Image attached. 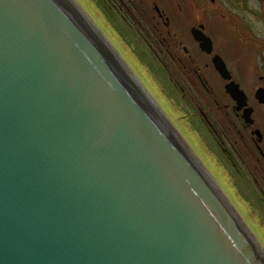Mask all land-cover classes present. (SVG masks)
Masks as SVG:
<instances>
[{
  "label": "water",
  "instance_id": "obj_1",
  "mask_svg": "<svg viewBox=\"0 0 264 264\" xmlns=\"http://www.w3.org/2000/svg\"><path fill=\"white\" fill-rule=\"evenodd\" d=\"M211 178L83 4L0 0V264H264Z\"/></svg>",
  "mask_w": 264,
  "mask_h": 264
},
{
  "label": "flooded vegetation",
  "instance_id": "obj_2",
  "mask_svg": "<svg viewBox=\"0 0 264 264\" xmlns=\"http://www.w3.org/2000/svg\"><path fill=\"white\" fill-rule=\"evenodd\" d=\"M94 1L102 5V14L111 22L132 21L141 29L139 21H147L143 35L163 44L161 50H166L173 69H176L173 75L178 74L177 78L182 75L192 87L205 88L209 92L214 107L203 110L198 103L196 108L212 129L214 125L208 117L212 109L228 108L230 124L222 123L220 133L233 146L238 142L235 136L246 140L245 147L239 143L235 145L238 151L242 148L254 159L253 167L260 172L264 184V101L258 93L264 88V0ZM137 19L139 21L134 23ZM195 32H203L211 39L212 51L202 49ZM217 39L230 41L224 44ZM241 53L243 62L239 60L242 63L238 60ZM216 55L230 73L229 79L217 68ZM245 56L248 58L246 63ZM230 82L239 86L244 98L239 95L235 98L227 91L226 85ZM195 94L189 99L196 104L198 96ZM239 98L240 102L245 99L242 106ZM246 110L249 120L244 115Z\"/></svg>",
  "mask_w": 264,
  "mask_h": 264
},
{
  "label": "rangeland",
  "instance_id": "obj_3",
  "mask_svg": "<svg viewBox=\"0 0 264 264\" xmlns=\"http://www.w3.org/2000/svg\"><path fill=\"white\" fill-rule=\"evenodd\" d=\"M76 1L83 4V10L87 16L102 30L112 46L118 48L141 83L149 87L169 120L182 136L187 137L203 165L234 205L244 224L252 229L264 248L263 178L253 167L254 159L244 149L241 148L238 151L235 145L239 143L245 147L246 140L235 136L238 142L233 146L225 135H221L222 123L230 124L228 108L212 109L208 116L214 125L212 129L196 108L198 103L203 110H209L210 106L214 107L215 104L211 102L209 92L205 88L192 87L182 75L178 78V74L173 75L176 69H173L166 50L164 48L161 50L164 47L163 44L160 45L158 40L143 35L147 21L134 20V23L141 22V29L136 24H132V21L128 23L120 19L117 22H111L102 14L104 9L97 1L90 0L93 3L90 2V6L84 4L82 0ZM259 16H261L260 13ZM160 41L166 42V40ZM217 41L228 44L230 40L217 39ZM241 52L245 54V51ZM242 53L238 60H243ZM245 57L246 63L248 58ZM132 58L136 60L135 63ZM136 63L156 85L157 90L147 81ZM195 93L198 96H196L198 98L196 104L189 99V96ZM235 197L243 200L246 208L243 209Z\"/></svg>",
  "mask_w": 264,
  "mask_h": 264
},
{
  "label": "bare ground",
  "instance_id": "obj_4",
  "mask_svg": "<svg viewBox=\"0 0 264 264\" xmlns=\"http://www.w3.org/2000/svg\"><path fill=\"white\" fill-rule=\"evenodd\" d=\"M74 1H76V0H74ZM83 1V3L85 4L86 3V5H88V6H90V0H82ZM77 2V1H76ZM92 3V2H91ZM93 4V3H92ZM84 12H85V10H83ZM86 13V12H85ZM132 61L135 63L136 62V60L134 59V58H132ZM137 64V66H139L138 65V63H136ZM139 69H141V71H142V73L145 75V77H146V79H147V81L149 82V83H151V85L153 86V88L155 89V90H157V87H156V85L154 84V83H152V81H151V79L146 75V73H145V71L139 66ZM206 168V167H205ZM207 169V168H206ZM207 172H208V170H207ZM209 173V172H208ZM210 174V173H209ZM211 176V175H210ZM212 178V181L214 180L215 181V179H214V177L213 176H211ZM215 183H216V185H218V183L215 181ZM217 187V186H216ZM217 189H219L218 187H217ZM236 198V197H235ZM236 200L238 201V203L243 207V209L244 208H246V206H245V203L243 202V200H241L240 198H236Z\"/></svg>",
  "mask_w": 264,
  "mask_h": 264
}]
</instances>
